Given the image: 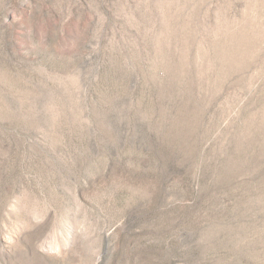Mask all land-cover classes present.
<instances>
[{
  "label": "rangeland",
  "instance_id": "rangeland-1",
  "mask_svg": "<svg viewBox=\"0 0 264 264\" xmlns=\"http://www.w3.org/2000/svg\"><path fill=\"white\" fill-rule=\"evenodd\" d=\"M0 264H264V0H0Z\"/></svg>",
  "mask_w": 264,
  "mask_h": 264
}]
</instances>
